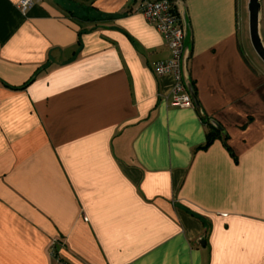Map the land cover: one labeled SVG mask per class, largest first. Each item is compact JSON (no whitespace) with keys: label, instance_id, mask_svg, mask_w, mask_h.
<instances>
[{"label":"crops","instance_id":"obj_1","mask_svg":"<svg viewBox=\"0 0 264 264\" xmlns=\"http://www.w3.org/2000/svg\"><path fill=\"white\" fill-rule=\"evenodd\" d=\"M20 1L0 0V264H264V66L245 1L177 2L200 112L154 76L171 54L142 0ZM202 115L225 140L200 148Z\"/></svg>","mask_w":264,"mask_h":264},{"label":"built area","instance_id":"obj_2","mask_svg":"<svg viewBox=\"0 0 264 264\" xmlns=\"http://www.w3.org/2000/svg\"><path fill=\"white\" fill-rule=\"evenodd\" d=\"M41 0H21L17 8L22 14ZM178 0H142L137 11L145 21L155 27L166 42L171 54L167 61H160L153 65L152 71L157 79L170 76L175 80L171 91L170 105L185 109L193 107L191 98L182 81V65L186 67L188 54H185V34L183 24L177 11ZM55 241L51 247L55 246ZM58 264H68L62 260Z\"/></svg>","mask_w":264,"mask_h":264},{"label":"water","instance_id":"obj_3","mask_svg":"<svg viewBox=\"0 0 264 264\" xmlns=\"http://www.w3.org/2000/svg\"><path fill=\"white\" fill-rule=\"evenodd\" d=\"M246 10H247V30H248L249 42L254 53L264 65V42L262 41L260 34L261 0H247ZM182 22H183V29L185 34V54H188L190 50L189 42H188L189 29L185 19H183ZM181 73H182L183 84L186 88L187 93L191 98L192 104L196 108V110L200 112L199 103L196 99L192 85L190 84V81L187 78L186 67L184 66V64L182 65ZM201 118L204 121H207L214 129L219 131L222 137L225 136L224 130L215 121L210 120L203 115L201 116ZM198 243L203 246L204 239H200Z\"/></svg>","mask_w":264,"mask_h":264},{"label":"trees","instance_id":"obj_4","mask_svg":"<svg viewBox=\"0 0 264 264\" xmlns=\"http://www.w3.org/2000/svg\"><path fill=\"white\" fill-rule=\"evenodd\" d=\"M203 122H204V124H207L209 126L210 130L206 135V143L203 146H201L200 148H206L214 140V138H216L218 136L221 137L222 140H225L226 136L222 137L220 132L217 131L216 129H214L207 121L203 120Z\"/></svg>","mask_w":264,"mask_h":264},{"label":"rangeland","instance_id":"obj_5","mask_svg":"<svg viewBox=\"0 0 264 264\" xmlns=\"http://www.w3.org/2000/svg\"><path fill=\"white\" fill-rule=\"evenodd\" d=\"M245 1V6H244V16H245V19H244V21H245V23H246V29H245V31L247 32V34H248V30H247V10H246V5H247V0H244ZM238 24L239 25H241V18H240V14L238 13ZM247 37H248V35H247ZM247 45H248V48H249V51H251L252 52V55H254V57H255V59L261 64V65H263L262 64V62L258 59V57L256 56V54L254 53V51H253V49H252V47H251V45H250V42H249V38H247ZM262 41L264 42V39H262ZM264 66V65H263Z\"/></svg>","mask_w":264,"mask_h":264}]
</instances>
